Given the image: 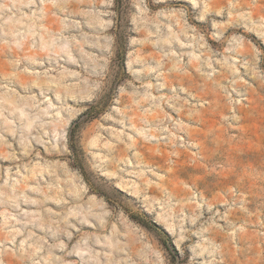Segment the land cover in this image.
Returning <instances> with one entry per match:
<instances>
[{
  "label": "rangeland",
  "instance_id": "374dc122",
  "mask_svg": "<svg viewBox=\"0 0 264 264\" xmlns=\"http://www.w3.org/2000/svg\"><path fill=\"white\" fill-rule=\"evenodd\" d=\"M0 264H264V0H0Z\"/></svg>",
  "mask_w": 264,
  "mask_h": 264
},
{
  "label": "trees",
  "instance_id": "16d2710c",
  "mask_svg": "<svg viewBox=\"0 0 264 264\" xmlns=\"http://www.w3.org/2000/svg\"><path fill=\"white\" fill-rule=\"evenodd\" d=\"M78 123H79V122H75L73 126L75 127ZM72 131H73V128H72V130L70 131V135L72 134ZM71 149H72V150L74 149L73 146H71Z\"/></svg>",
  "mask_w": 264,
  "mask_h": 264
}]
</instances>
